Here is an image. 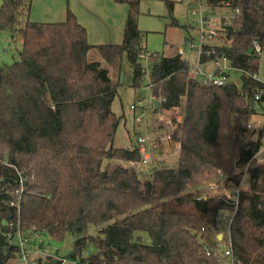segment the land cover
<instances>
[{"label":"trees","instance_id":"obj_1","mask_svg":"<svg viewBox=\"0 0 264 264\" xmlns=\"http://www.w3.org/2000/svg\"><path fill=\"white\" fill-rule=\"evenodd\" d=\"M114 1L129 7L122 43L90 46L70 10L63 22L36 23L29 17L32 0H1L0 32L20 35L22 48L18 61L0 66V232L18 224L52 243L77 236L70 258L79 264H222L216 245L206 255L200 232L217 230L233 206L222 194L187 192L186 181L217 171L229 175L224 187L236 186L242 172L235 168H244L262 145L250 124L261 113L253 96L264 83L250 76L260 66L253 42L264 51V0H201L234 14L224 28L229 45L218 53L240 72L239 87L188 80L177 55L148 56L147 72L140 63L141 0ZM162 1L171 15L175 2ZM91 51L118 73L125 60L135 90L148 79L156 98L185 97L174 178L163 171L142 180L132 167L141 161L137 147L112 148L122 118L112 103L121 84L102 63L87 61ZM248 177L229 224L232 264H264V163L248 169ZM135 232L152 244L134 240ZM12 253L0 236V264Z\"/></svg>","mask_w":264,"mask_h":264},{"label":"rangeland","instance_id":"obj_2","mask_svg":"<svg viewBox=\"0 0 264 264\" xmlns=\"http://www.w3.org/2000/svg\"><path fill=\"white\" fill-rule=\"evenodd\" d=\"M175 2L173 17L179 22V24H193L197 20V16L191 15V7L202 8L203 16L206 15L211 17V21H218L223 17L228 19L222 20L219 26L221 32H217V38L219 33L224 34L225 27L232 24L234 14L228 10L218 9L213 16H209V9L205 7V4L200 0H172ZM1 4V0H0ZM139 17H138V28L144 31L146 39V50L140 57V63L146 71H149L148 55L149 53H155L163 50V44L166 40L173 46H177L181 40L185 37V31L181 28H174L167 24L168 20H171L169 10L162 0H145L139 6ZM227 14V15H226ZM233 15V16H232ZM212 28V27H210ZM152 31V32H151ZM223 35H221V38ZM229 43V42H228ZM22 48V37L15 35L11 38L10 34L0 32V66L11 65L19 60V52ZM174 50H170L169 54H173ZM87 61L89 63H102L104 68H108L112 80L119 81L121 86L118 89V94L112 103V111L121 118L118 126L112 148L114 149H134L137 147V137L145 136L148 137L150 142L154 141V147L152 149V161L151 165L139 162L132 165L136 170L139 177L142 180L150 179L152 174L157 172H168L170 177H175L178 167L179 154L174 156H163L161 151L156 147L157 138L164 132L174 135L176 138V130L178 125L182 122L185 111V97L181 96L175 101L166 102L162 98H156L152 96V87L149 86V80L143 81L140 89H133L129 85L131 83V71L125 60L122 63L121 70L119 73L113 67H107V65L101 60L99 55L91 51L87 55ZM232 72V73H231ZM230 81L228 84L234 83L239 87L238 72L231 71ZM257 77L260 82L264 83V51L260 57V66ZM188 79V78H187ZM141 102V107H136L135 110H131V105H137ZM158 103V107L154 108V103ZM143 114V115H141ZM142 118L137 123L136 119L140 116ZM262 114L251 118L252 131L254 132V138L256 139L259 135L262 136L261 142H264V121L262 120ZM264 145V144H262ZM180 153V151H179ZM113 164H120L119 162H112ZM129 166L130 164H123ZM255 165H259L257 161H254L244 168H235L234 173L242 172L245 174V170L252 168ZM246 170V171H247ZM229 176L228 174H219L217 171L211 174L194 175L191 179L186 182V191L199 195L200 197L209 196L212 197L216 194H221L224 177ZM248 174L243 176L244 180H247ZM230 217V214L221 218L217 230H208L202 235V244L206 247L216 245L218 249H223L225 244V238L227 236L226 225ZM227 220V221H226ZM104 226L90 228L86 234L96 235L100 229ZM216 235H223L222 241L216 240ZM230 237V236H229ZM77 236L66 235L64 240L60 243L49 242L47 237L43 234H36L33 237L31 250V256L36 260L52 259L53 261L57 258L66 260H73L70 258L72 252V246ZM134 240L139 241L143 245L150 246L152 244L151 239L146 233L135 232ZM217 241H219L217 243ZM220 247V248H219ZM83 255H87L85 252ZM77 260V259H76ZM80 261V260H78ZM222 264H232L231 258H224Z\"/></svg>","mask_w":264,"mask_h":264},{"label":"built area","instance_id":"obj_3","mask_svg":"<svg viewBox=\"0 0 264 264\" xmlns=\"http://www.w3.org/2000/svg\"><path fill=\"white\" fill-rule=\"evenodd\" d=\"M228 5V4H227ZM235 15L239 14L238 10H235ZM192 15L198 17L197 19V35L194 39L189 40L186 42L184 47L178 49L177 56L187 66V78L188 80L201 85V86H214V87H223L228 85L230 80V72H238V70L234 69L228 60V58L218 53V47L214 45L217 32L211 29L206 28V23L204 21V17L201 13V10L193 11ZM253 51L257 57L262 56V50L260 49L257 42H253L252 44ZM225 48V47H224ZM188 53H192L194 57L192 59L188 58ZM206 65H210L211 68L208 70L205 68ZM240 73V72H238ZM253 80L259 81L257 75L250 76ZM260 82V81H259ZM263 83V82H262ZM254 101L260 105L261 116L262 120L264 121V89L256 92L254 94ZM163 100V99H162ZM165 101V100H163ZM142 103L139 101L137 105H131L130 109L135 110L136 107H143ZM143 115V114H141ZM140 116V115H139ZM142 116L137 118L136 122L138 123ZM252 127V123L250 124V129ZM176 136V135H175ZM137 149L140 155L141 162L151 165L152 161V149L153 145L155 144L154 141L149 140L148 137L139 136L137 137ZM264 144V142H262ZM176 147L178 151H180L181 147V140L179 137L174 135L172 132L166 133L164 132L157 138L156 147L161 150L164 154H170L173 147ZM257 161L260 164L264 163V145H261L258 152L251 158L249 163ZM246 165V166H247ZM245 166V167H246ZM247 170V169H246ZM245 170V174H248V170ZM222 174L221 172H218ZM244 174V175H245ZM224 175V174H223ZM239 181V183L234 186L232 184H227L226 187L223 185L222 188V197L226 202H229L233 206V212L230 214V217L227 221L226 231L227 236L225 238V244L223 249H217L215 252L224 258H232L231 252V242L229 237V224L231 221V217L233 213L236 211L239 196L241 193L246 192L249 190V177L247 180L243 179V176ZM227 180V177H224L223 183ZM223 218V217H221ZM6 227L8 228L7 231H1L0 236L4 239V241L11 247H13V253L11 258L7 261L6 264H42L41 260L33 259L31 256V248L30 245L32 243L33 237H36L37 233L35 230H22V228L17 224L13 226L12 224H7ZM207 230L202 229L201 234L206 233ZM216 240L222 241L223 235H216ZM219 241H217L218 243ZM220 248V247H219ZM204 250L207 256H210L214 251L211 247L204 246ZM31 253V254H30ZM55 264H79V261L76 259L73 260H66L62 258H57L54 261Z\"/></svg>","mask_w":264,"mask_h":264},{"label":"crops","instance_id":"obj_4","mask_svg":"<svg viewBox=\"0 0 264 264\" xmlns=\"http://www.w3.org/2000/svg\"><path fill=\"white\" fill-rule=\"evenodd\" d=\"M144 1L145 0H141L140 5ZM203 3L205 4V7L209 9V16H213L215 13H217L216 11L218 9H223L225 11L227 10L228 13L229 8L227 7L212 9L205 2ZM198 9L201 10L202 13V8L200 5L198 7L192 6L191 15L193 11H197ZM67 10H70L75 16L76 21L85 28L87 42L90 46L120 45L122 43L125 20L129 11V7L126 4L115 3L114 0H32L29 17L32 22L36 23H60L65 20ZM172 13L173 11L171 12V15L169 13L171 20H168L167 24L174 28H181L184 30L185 37L177 46H173L165 40L162 51L149 53L148 56L158 55L167 57L177 55L178 49L184 47L186 42L196 37L198 29L197 20L193 24H179V22L173 17ZM210 19L211 17H208L207 15L204 17L206 28L221 32L219 26L217 28V25H220L222 20L228 18L223 17L216 22L211 21ZM221 35H223L222 38ZM214 45L218 47H227L229 45L228 41L226 40L225 33H219L218 38L216 37ZM142 46L147 53L144 33L142 34ZM172 49L174 50V53L170 55L169 52ZM187 57L192 59L194 55L192 53H188ZM205 68L209 70L211 66L206 65ZM161 153L163 156L169 155L171 157L179 154V151L174 146L170 154H164L162 151Z\"/></svg>","mask_w":264,"mask_h":264},{"label":"water","instance_id":"obj_5","mask_svg":"<svg viewBox=\"0 0 264 264\" xmlns=\"http://www.w3.org/2000/svg\"><path fill=\"white\" fill-rule=\"evenodd\" d=\"M158 107V103H154V108L156 109Z\"/></svg>","mask_w":264,"mask_h":264}]
</instances>
